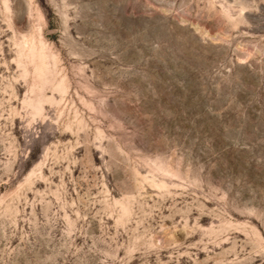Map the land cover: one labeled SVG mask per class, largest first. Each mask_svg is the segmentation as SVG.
Wrapping results in <instances>:
<instances>
[{"label":"rangeland","instance_id":"obj_1","mask_svg":"<svg viewBox=\"0 0 264 264\" xmlns=\"http://www.w3.org/2000/svg\"><path fill=\"white\" fill-rule=\"evenodd\" d=\"M0 264H264V0H0Z\"/></svg>","mask_w":264,"mask_h":264}]
</instances>
